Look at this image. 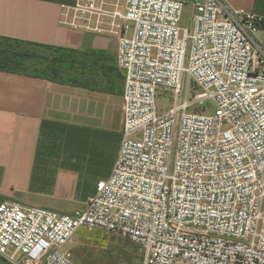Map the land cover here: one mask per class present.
<instances>
[{"label": "built area", "instance_id": "built-area-1", "mask_svg": "<svg viewBox=\"0 0 264 264\" xmlns=\"http://www.w3.org/2000/svg\"><path fill=\"white\" fill-rule=\"evenodd\" d=\"M59 24L116 38L121 147L83 210L0 203V257L81 264L67 247L89 228L142 264H264V18L225 0H74Z\"/></svg>", "mask_w": 264, "mask_h": 264}, {"label": "crops", "instance_id": "crops-1", "mask_svg": "<svg viewBox=\"0 0 264 264\" xmlns=\"http://www.w3.org/2000/svg\"><path fill=\"white\" fill-rule=\"evenodd\" d=\"M225 1L264 18V0ZM73 3L0 0L1 37L71 50L82 63L64 82L0 71V203L83 210L120 150L117 40L60 25V6Z\"/></svg>", "mask_w": 264, "mask_h": 264}, {"label": "rangeland", "instance_id": "rangeland-1", "mask_svg": "<svg viewBox=\"0 0 264 264\" xmlns=\"http://www.w3.org/2000/svg\"><path fill=\"white\" fill-rule=\"evenodd\" d=\"M191 7L186 6L183 13L182 24L190 26ZM42 55H47L48 52L38 50ZM66 69L63 72L64 77L71 76L72 73ZM188 90L191 94L197 95L201 91L194 84H188ZM171 95H169V103L166 106L168 109L171 106ZM161 103L157 99V104ZM206 108L210 107V103H206ZM208 110V109H207ZM209 111V110H208ZM208 113V112H207ZM71 150L73 147L71 146ZM19 198V196H17ZM264 210V205H263ZM72 259L81 264H142L143 251L138 246H135L128 239L121 236L111 234L105 231L81 228L73 237V242L67 247ZM0 264L7 262L0 257Z\"/></svg>", "mask_w": 264, "mask_h": 264}, {"label": "trees", "instance_id": "trees-1", "mask_svg": "<svg viewBox=\"0 0 264 264\" xmlns=\"http://www.w3.org/2000/svg\"><path fill=\"white\" fill-rule=\"evenodd\" d=\"M77 60L71 50L0 36V71L64 82L67 68L72 71L81 67Z\"/></svg>", "mask_w": 264, "mask_h": 264}]
</instances>
